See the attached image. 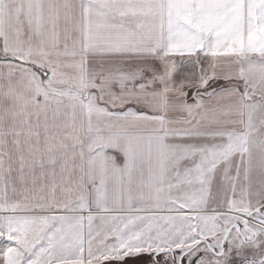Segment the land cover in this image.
<instances>
[{
	"label": "snow or ice",
	"instance_id": "1",
	"mask_svg": "<svg viewBox=\"0 0 264 264\" xmlns=\"http://www.w3.org/2000/svg\"><path fill=\"white\" fill-rule=\"evenodd\" d=\"M0 264H264V0H0Z\"/></svg>",
	"mask_w": 264,
	"mask_h": 264
}]
</instances>
